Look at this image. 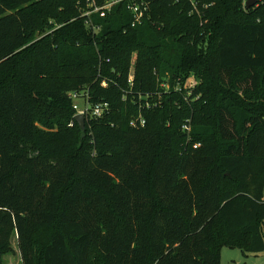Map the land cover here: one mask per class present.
<instances>
[{"label":"trees","instance_id":"obj_1","mask_svg":"<svg viewBox=\"0 0 264 264\" xmlns=\"http://www.w3.org/2000/svg\"><path fill=\"white\" fill-rule=\"evenodd\" d=\"M143 2L131 26L128 0H0V264L13 237L22 264L264 252V2ZM77 89L108 103L83 129Z\"/></svg>","mask_w":264,"mask_h":264},{"label":"rangeland","instance_id":"obj_2","mask_svg":"<svg viewBox=\"0 0 264 264\" xmlns=\"http://www.w3.org/2000/svg\"><path fill=\"white\" fill-rule=\"evenodd\" d=\"M130 72L132 73V65L130 66ZM68 73L71 74V72ZM198 82L199 79L196 78L193 74L189 73L186 74V76L183 78L182 81L177 82L174 80L173 83L171 84L169 80L165 78V80H163L161 84L162 87L164 88V92L165 91L168 92V95L172 96V99H174L172 104L178 107L179 101L178 99L173 98L174 97L173 95L175 93L172 92H179L183 96V99L188 100L192 96L193 92L195 94L194 88L195 85L198 84ZM72 92L73 93L76 92L78 95L82 93L80 89H77ZM70 94L68 95L70 96ZM158 96L160 97V94ZM71 100L72 102H75L76 99L74 100V98H71ZM76 102L80 103L79 100H76ZM182 128H184L187 131L188 125L183 124ZM11 244L14 251L12 253L6 254L3 257V264H22L19 251L16 245V240L14 237L11 238ZM220 264H264V252L258 254H252L247 252L245 253L241 249L224 246L221 248L220 251Z\"/></svg>","mask_w":264,"mask_h":264},{"label":"built area","instance_id":"obj_3","mask_svg":"<svg viewBox=\"0 0 264 264\" xmlns=\"http://www.w3.org/2000/svg\"><path fill=\"white\" fill-rule=\"evenodd\" d=\"M121 1L123 0H104L103 3L97 5L95 0H87V5L89 8L82 15L89 16L91 13H99L100 15H103L105 12L110 11L115 4ZM190 2L193 3V0H190ZM260 2H264V0H258L254 6H256ZM244 3L245 0H242V8L246 10L247 8H245ZM127 8L131 11L133 15L131 20V26H135L141 23V20L146 10V6L143 0H128ZM86 24L91 26L93 30L97 29V27L94 26L90 20H87ZM130 80H131V76L129 77V81ZM69 94H70V99L74 98V100L76 99L80 101V103L76 102V100L75 102H72V108L74 110V115L78 113L84 115V123L91 119L100 118L108 111L107 102L90 103L87 101V98L85 96L86 94L84 91H82L80 95H78L76 92L73 93L72 91L69 92ZM72 124L73 121H71L69 125ZM138 124L139 125L144 124V120L141 117H138L135 120L130 121V125L132 126H136Z\"/></svg>","mask_w":264,"mask_h":264},{"label":"water","instance_id":"obj_4","mask_svg":"<svg viewBox=\"0 0 264 264\" xmlns=\"http://www.w3.org/2000/svg\"><path fill=\"white\" fill-rule=\"evenodd\" d=\"M258 0H245L244 6L245 8H250L256 4ZM73 119L78 124L79 128H84V115L81 113L73 115Z\"/></svg>","mask_w":264,"mask_h":264},{"label":"crops","instance_id":"obj_5","mask_svg":"<svg viewBox=\"0 0 264 264\" xmlns=\"http://www.w3.org/2000/svg\"><path fill=\"white\" fill-rule=\"evenodd\" d=\"M262 253V252H261Z\"/></svg>","mask_w":264,"mask_h":264}]
</instances>
